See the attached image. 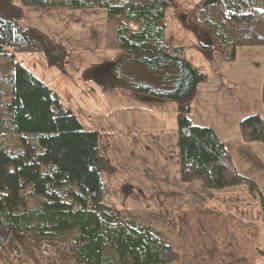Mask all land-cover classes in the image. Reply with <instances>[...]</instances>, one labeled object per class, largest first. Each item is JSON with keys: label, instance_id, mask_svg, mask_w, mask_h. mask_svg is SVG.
I'll use <instances>...</instances> for the list:
<instances>
[{"label": "trees", "instance_id": "obj_1", "mask_svg": "<svg viewBox=\"0 0 264 264\" xmlns=\"http://www.w3.org/2000/svg\"><path fill=\"white\" fill-rule=\"evenodd\" d=\"M18 1L0 0V59L9 72L8 91L0 87L1 243L11 233H72L68 249L80 264H170L179 259L153 229L105 204L100 173L108 166L99 155L98 133L85 129L47 86L15 62L18 54H42L50 68L62 70L67 57L39 29L20 26L26 10L103 11L108 25H115L109 49L118 58L100 71L101 84L175 104L179 181H197L209 191L245 185L257 193L254 183L235 170L214 131L190 119L191 102L206 78L185 59L182 47L166 44L164 17L168 9H177L174 0ZM189 17L214 39L217 64L231 63L237 48L264 47V0H201ZM177 20L183 24L186 18L179 14ZM199 46L206 55L212 53L211 47ZM261 102L264 108V81ZM239 131L244 142L264 146L259 116L242 120ZM258 197L264 212V197Z\"/></svg>", "mask_w": 264, "mask_h": 264}, {"label": "rangeland", "instance_id": "obj_2", "mask_svg": "<svg viewBox=\"0 0 264 264\" xmlns=\"http://www.w3.org/2000/svg\"><path fill=\"white\" fill-rule=\"evenodd\" d=\"M174 1L177 9L175 12L174 9H168L164 17L166 44L170 47H182L185 59L197 71L209 63L214 64L213 52L216 48L214 39L207 30L194 26L189 17L194 6L201 0ZM14 2L19 4L18 0ZM34 13L42 16L49 14L26 10L20 20V26L27 27L36 17ZM52 13H55L53 15L55 24L53 21L45 20L51 35L48 31L43 33L55 42L57 39H63L67 43V49L63 47L64 42L59 44L67 51V55L78 51L85 59H94L92 57L100 56L104 52L106 44L109 46L115 25H108L107 22L105 24L103 19L101 23L99 16L95 14L99 12L61 10ZM179 14L186 18L183 24L177 20ZM43 19H46V16ZM87 22L89 24H86ZM76 25H80V28L74 30L72 26ZM29 26L39 29L35 25ZM95 27L101 28L99 34L94 32ZM52 33H55V37ZM89 44L94 46L97 44L98 49L93 46L87 47ZM199 44L211 47L212 53L208 52L209 56L206 55L207 51L202 50ZM108 50L110 52H104V56L109 57L110 53H114L113 59L118 58V53L111 51L109 47ZM15 62L58 95L62 104L74 112L85 129H92L98 133L99 155L108 166L100 173L104 185L105 204L123 218L153 229L179 257L170 264H264V245L252 242L255 240L252 230L259 231L264 240V212L248 198L244 193L245 189L209 191L194 181L177 185V190L174 175L167 173L166 169L169 166L163 163L171 157V152L175 153L169 137L164 141L156 134V137L153 135L151 138L135 132L123 133L117 130L115 132L120 137L107 139L109 133L99 130L100 121L108 113L104 101L98 99L97 112H94L95 107L92 111L81 113V109L87 110V105L94 102L90 98L91 95L89 93L84 95L80 87L76 88L70 82L67 89H64L60 87V78L54 79L52 73L64 72L65 61L62 70L50 68L42 54H18L15 55ZM100 63L98 68L97 63H91L93 65L86 71L87 77L101 76L100 71H104V68L111 64V60L108 61L107 58V61L100 60ZM8 73L6 60L0 59V79H3L0 87L6 92ZM91 77L89 79H92ZM67 79L72 80L68 69ZM8 99L9 96H5L2 102L6 103ZM155 119L161 122L164 131H170V136L175 134L174 116L163 111L161 115H156ZM108 126H112L111 122H104L103 127ZM175 171L178 172L177 166ZM70 236L72 233L62 237L11 233L5 242H0V264H80L68 249Z\"/></svg>", "mask_w": 264, "mask_h": 264}, {"label": "crops", "instance_id": "obj_3", "mask_svg": "<svg viewBox=\"0 0 264 264\" xmlns=\"http://www.w3.org/2000/svg\"><path fill=\"white\" fill-rule=\"evenodd\" d=\"M96 11L99 12L95 14L99 16L101 23L103 19L106 24L107 21L104 12L100 10ZM34 14L36 17L32 22H29V25L38 26L42 32L45 33L48 31L49 33V27L45 20L48 19L55 24V20H53L55 13L50 12L44 15L46 19H43L44 16L38 13ZM86 24L89 23L87 22ZM72 28L77 30L80 28V25L72 26ZM100 29L99 27H95L94 32L99 34ZM87 31H90V25ZM52 34L55 37V33ZM69 36L67 38L70 43ZM56 42L59 44V42L64 41L63 39H57ZM91 46L97 48V44L96 46L89 44L87 47ZM63 47L67 49L66 42H64ZM108 47L107 44L104 46V52L109 51ZM71 49L73 50L74 48ZM104 52L100 55L102 57L94 56L92 57L94 59H85V56L83 54L80 55L81 53L78 51L68 54L65 60L64 72L60 73L55 71V73H52L54 79L59 77L61 82L60 87L62 86L64 89H67V84L70 82L76 88L80 87L84 95L88 93L91 95L90 98L94 102H92V105H87V110L81 109V113L92 111L95 107L94 112H97V107L99 106L98 99L104 101V106L108 107V113L100 121L99 130L109 133L106 136L109 137L107 139H117L120 137L116 134L117 130H121L123 133L135 132V134L140 136H150L151 138H153V135L155 137L159 135V138H163L164 141L168 140L169 137L174 149L173 152L175 151V153L171 152V157L167 158L163 163L169 166L166 169L167 173L174 175L176 186L185 185L179 179L177 180L178 172L175 171V167H178L177 139L175 140L176 131L174 130L175 134L173 135L171 133L172 136H170V131H164L161 122L155 119V116L161 115L163 111H166L175 118V104L160 103L151 99L135 97L126 90L117 87L107 88V83L104 86L101 84L102 77L99 75H96V77L90 76L92 79H89L90 77H87L88 72L86 71L93 65L91 63H97L96 66L98 68L101 65L100 60L107 61L108 58V61L111 60V62H114L116 59H113L114 53H110L109 57L111 58H109L108 56H104ZM67 62L69 68H67ZM67 69L72 80L67 79ZM198 72L202 73L206 79L197 87L190 106V119L194 125L210 128L214 131L217 138L229 152L235 170L254 183L257 193L245 185L234 188L245 189L244 193L247 194L248 198L252 199L255 206H259L258 194L264 197V146L260 142H244L239 131V123L249 116L257 115L262 119L264 125V108L261 102V90L264 81V47L237 48L235 58L231 63H209ZM56 96L58 97V95ZM147 110L151 113H148ZM104 122H111L112 126L103 127ZM171 165L172 169L170 170ZM246 226L249 227V225H243V227ZM252 231L253 239H255L252 242L254 244L261 243V245H264V240L260 232L257 230ZM254 244L252 245L255 246Z\"/></svg>", "mask_w": 264, "mask_h": 264}]
</instances>
